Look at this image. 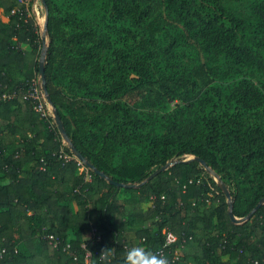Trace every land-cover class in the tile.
Returning <instances> with one entry per match:
<instances>
[{
    "label": "trees",
    "instance_id": "obj_1",
    "mask_svg": "<svg viewBox=\"0 0 264 264\" xmlns=\"http://www.w3.org/2000/svg\"><path fill=\"white\" fill-rule=\"evenodd\" d=\"M244 1L110 0L111 17L142 33L109 66L94 29L45 0L44 119L27 97L43 44L34 13L0 0L9 17L0 16V93L15 94L0 101V264H86L87 252L89 264H128L134 247L158 255L164 229L179 238L166 249L171 264H264V204L241 223L230 216V201L243 218L264 198V91L248 80L215 85L205 64L154 69L176 42L159 37L169 10L187 35L198 30L264 74V1L239 9ZM175 100L166 130L146 131L139 105Z\"/></svg>",
    "mask_w": 264,
    "mask_h": 264
},
{
    "label": "rangeland",
    "instance_id": "obj_2",
    "mask_svg": "<svg viewBox=\"0 0 264 264\" xmlns=\"http://www.w3.org/2000/svg\"><path fill=\"white\" fill-rule=\"evenodd\" d=\"M32 10L28 16L34 13L38 31L42 37L43 44L40 47L41 53L44 49L45 22L47 12L42 0H33ZM63 13L69 14L73 19L82 25L90 26L94 29L95 38L101 42L100 49L107 59L109 66L115 64V53L128 49L134 40L141 35V31L126 19L114 20L109 12L110 0H56ZM264 0H245L240 4L239 9L258 5ZM164 12V28L160 39L166 42L168 35L171 41L176 39L172 52L166 58L161 59L156 65L157 73L169 75L173 72L189 70L198 64H205L213 77L215 85L229 87L232 83L243 80L254 82L264 91V74L250 60L234 61L235 58L227 54L224 49L215 44L213 39L206 37L198 30L187 35L184 25L178 24L174 19V13ZM0 9V16L4 21L5 16ZM257 22V19H254ZM264 33V30L263 32ZM47 41V36H45ZM167 44V42L165 43ZM23 48L30 49L28 45ZM99 49V51H101ZM108 69V68H107ZM68 88V87H67ZM81 95V93L79 94ZM181 102L167 101L160 102L159 105L151 107L139 105V110L145 114L149 120L146 131L162 132L166 130L167 113L175 109ZM81 170V169H80ZM124 195V194H123ZM137 225H132L130 232L133 235Z\"/></svg>",
    "mask_w": 264,
    "mask_h": 264
},
{
    "label": "built area",
    "instance_id": "obj_3",
    "mask_svg": "<svg viewBox=\"0 0 264 264\" xmlns=\"http://www.w3.org/2000/svg\"><path fill=\"white\" fill-rule=\"evenodd\" d=\"M32 3H33V0H20L21 5L15 8V12L16 11L21 12L22 8H24V11H26L27 13L30 12ZM14 97H15L14 93H9V92L0 93V101L10 100V99H13ZM27 97L30 100H32L34 104V109L40 114V116L44 119H49V117L53 113L51 110V105L48 102L46 94L43 90L40 75L38 78L34 79L29 85V88L27 90ZM63 156L68 160L71 158V155L66 154V153H64ZM80 169L81 171H86L84 166H81ZM87 178H89V175H87ZM190 182H192V180H190ZM93 232H96V230L93 229ZM163 233H164L165 243L163 247L159 250L158 255L165 259L166 264H171L172 260L168 258L166 249L168 248V246L176 243L179 240V238L177 234H175L174 232L168 229H164ZM47 238H49L50 242L55 247L59 245V240L55 238L53 235L47 236ZM97 239H100V237L98 236ZM178 250L179 249H176L175 251L176 255L178 254ZM5 252H6L5 247H3L0 243V254L3 255ZM90 256H91V253L87 252L86 253V264H89ZM253 263L259 264L260 261L254 260Z\"/></svg>",
    "mask_w": 264,
    "mask_h": 264
},
{
    "label": "water",
    "instance_id": "obj_4",
    "mask_svg": "<svg viewBox=\"0 0 264 264\" xmlns=\"http://www.w3.org/2000/svg\"><path fill=\"white\" fill-rule=\"evenodd\" d=\"M42 2H43V4H44V3H45V0H42ZM46 26H47V17H46V22H45V36H46ZM45 36H44V49H43V51H42V53H41V58H40V71H39V74H40V76H41L42 87H43V90H44V92H45V94H46L47 100H48V102L50 103V105H52L51 100H50V98H49V96H48L47 82H46V77H45V59H46V48H47V45H46V38H45ZM54 117H55V120H56V123H57L58 129H59V131L61 132L62 136L64 137V139H65L66 141L70 142V140H69V136H68L67 131H66L65 127H64L63 121H62V119H61V117H60V115H59V113H58L57 111L54 113ZM72 151L74 152V154H75V155H76L81 161L86 162L87 165H88L89 167H92V168H93V165L90 164L89 162H87L85 156H84L81 152H79V150H78L75 146H73V145H72ZM202 162L206 165V163H205L204 161H202ZM165 168H166V167H163L162 169L156 171L154 174H152V175L149 177V179L152 178L154 175H156V174H157L158 172H160L161 170H164ZM208 169H209L210 174L214 177V179L218 182V184L221 185V187H223V188L225 189L226 194L229 195V192H228V190L224 187V184H223V182L221 181V179L215 174V172H214L213 170H211L210 168H208ZM95 171H96L98 174H100L102 177L106 178L105 173H103V172H101V171H99V170H97V169H95ZM262 204H264V198H262V199L259 201V203L256 205V207H255V208H254V209H253V210H252L247 216H245V217H243V218H236V217L234 216V214H233V209H232V208H233V204H232V201H230V216L232 217V219H233L234 221H236V223H241V222H243V221H245V220L251 218V216L255 213V211H256V210H257Z\"/></svg>",
    "mask_w": 264,
    "mask_h": 264
},
{
    "label": "clouds",
    "instance_id": "obj_5",
    "mask_svg": "<svg viewBox=\"0 0 264 264\" xmlns=\"http://www.w3.org/2000/svg\"><path fill=\"white\" fill-rule=\"evenodd\" d=\"M128 264H166L163 257L145 251L142 247H134L128 251L127 254Z\"/></svg>",
    "mask_w": 264,
    "mask_h": 264
},
{
    "label": "crops",
    "instance_id": "obj_6",
    "mask_svg": "<svg viewBox=\"0 0 264 264\" xmlns=\"http://www.w3.org/2000/svg\"><path fill=\"white\" fill-rule=\"evenodd\" d=\"M0 9H1V10H2V12H3V9H2V8H0ZM2 16H5V20H6V21H8V19H9V17H8V16H6V15H4V14H3Z\"/></svg>",
    "mask_w": 264,
    "mask_h": 264
}]
</instances>
